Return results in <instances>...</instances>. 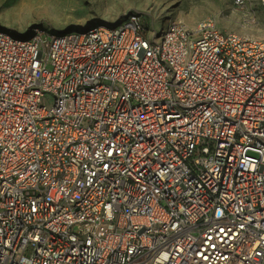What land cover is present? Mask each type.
Here are the masks:
<instances>
[{"label": "built area", "instance_id": "obj_1", "mask_svg": "<svg viewBox=\"0 0 264 264\" xmlns=\"http://www.w3.org/2000/svg\"><path fill=\"white\" fill-rule=\"evenodd\" d=\"M26 31L0 27V264H264V40Z\"/></svg>", "mask_w": 264, "mask_h": 264}, {"label": "rangeland", "instance_id": "obj_2", "mask_svg": "<svg viewBox=\"0 0 264 264\" xmlns=\"http://www.w3.org/2000/svg\"><path fill=\"white\" fill-rule=\"evenodd\" d=\"M0 0V27L26 37L39 25L46 31L78 29L95 22H113L136 13L150 29L173 21L192 25L211 19L222 32L264 40L260 0Z\"/></svg>", "mask_w": 264, "mask_h": 264}, {"label": "bare ground", "instance_id": "obj_3", "mask_svg": "<svg viewBox=\"0 0 264 264\" xmlns=\"http://www.w3.org/2000/svg\"><path fill=\"white\" fill-rule=\"evenodd\" d=\"M95 23H97V22H95ZM88 25H90V24H87L86 26H88ZM86 26H84V27H81L82 29H84ZM43 27V26H42ZM45 28V27H44ZM78 29H80V28H78Z\"/></svg>", "mask_w": 264, "mask_h": 264}]
</instances>
